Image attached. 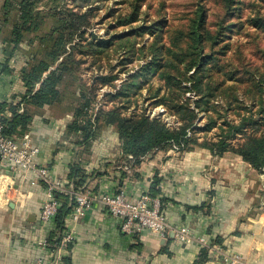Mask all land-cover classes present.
I'll return each mask as SVG.
<instances>
[{
    "label": "trees",
    "instance_id": "obj_1",
    "mask_svg": "<svg viewBox=\"0 0 264 264\" xmlns=\"http://www.w3.org/2000/svg\"><path fill=\"white\" fill-rule=\"evenodd\" d=\"M47 1L3 0L1 5V12L11 25V54L21 49L25 40L32 47L34 45L32 57L21 69L26 86L21 99L24 110L20 112L18 104H1V121L8 136H19L27 130L35 108L62 101L63 80L67 74L73 75L72 54L66 53V44L75 35L83 37V26L89 25L92 9L81 14L60 6L58 0H51L48 9L40 8ZM160 1L154 9L155 14L144 11V16L141 8L146 3L147 8H154L152 0L132 1L131 10L119 15L112 24L129 27L125 33H110L100 43L87 42L93 53L116 47L120 71L127 70V64L138 57L147 60L111 93V98L118 99V104L111 108L95 111L92 97L88 91H82L80 102L72 109L70 133L80 136L79 143L88 146L102 129L114 126L120 139V161H129V155H133L135 166L143 157L178 143L185 150L208 148L218 156L238 154L256 169L263 170L264 46L258 39L264 35V0L248 1L260 8L247 19L242 14L244 0H216L220 7L213 6V10L207 0H195L189 13L176 17L175 23L164 19L166 3ZM140 19L143 23L138 22ZM135 22L138 23L133 24ZM253 26L255 31L250 30ZM145 32L153 35L152 39L138 45L137 35ZM235 32L240 38L232 37ZM242 35L246 37L243 39ZM0 71L9 72L10 69L6 65ZM155 76L164 80L166 90L161 93V86H150L144 100L151 106L166 105L181 122L178 127L137 110L139 99L136 95ZM69 178L75 187L87 183L81 163L72 164ZM157 184L155 181L152 187L154 196ZM55 195L62 205L56 216V232L49 237L53 248L59 243L72 210L68 193L56 191ZM209 258L210 252L204 247L198 263L205 264Z\"/></svg>",
    "mask_w": 264,
    "mask_h": 264
},
{
    "label": "crops",
    "instance_id": "obj_2",
    "mask_svg": "<svg viewBox=\"0 0 264 264\" xmlns=\"http://www.w3.org/2000/svg\"><path fill=\"white\" fill-rule=\"evenodd\" d=\"M10 29L0 9V70L10 69L0 71V102L18 104L22 112L21 69L27 60L19 50L11 54ZM61 103L35 108L27 130L13 136L30 133L40 149L38 166L48 167L68 187L72 164L81 163L86 184L96 193L121 186L130 197L145 191L153 195L157 181L156 195L162 196L171 225L187 223L195 234L191 243L178 241L172 229L164 237L151 230L129 234L122 231L121 219L98 202L71 224L75 240L63 253V264H199L202 236L249 264H264V168L256 169L238 154L218 156L197 148L182 154L159 150L127 171L115 127H105L90 145H82L80 136L69 131L73 111ZM47 188L35 172L5 168L0 161V264H33L51 256L42 246L57 229L56 217L41 218ZM205 264L227 263L210 253Z\"/></svg>",
    "mask_w": 264,
    "mask_h": 264
},
{
    "label": "rangeland",
    "instance_id": "obj_3",
    "mask_svg": "<svg viewBox=\"0 0 264 264\" xmlns=\"http://www.w3.org/2000/svg\"><path fill=\"white\" fill-rule=\"evenodd\" d=\"M132 1L134 0H58L60 6H65L66 8H72L78 13L88 12L89 9H92L89 17V25L83 26V37L80 35H75L74 39L66 44V50L68 54H72V67H73V75L67 74L63 80L61 85L63 91V99L60 106L65 109H73L80 102V94L82 91H88L90 97H92V105L94 110L100 109L102 107L111 108L114 105L118 104V99L111 98V93L116 92L118 90L124 80L129 77V75L133 74L138 68H140L145 62L146 58L138 57L133 61L127 64V70L120 71V66H118V54L116 47H111L109 51L103 50L99 53H93L91 51L92 47L87 45V42L93 41L95 43H100V40L103 38H108L109 34H122L125 33L129 27L123 25L112 26L115 23L119 15L126 14L132 8ZM149 0H147L148 2ZM195 0H165L166 7L163 10V17L170 23V21H177V18L184 17L189 13V10L193 7V2ZM245 5L242 9V14L244 19H247L250 14L256 13V8H260V5H250L248 4L249 0H244ZM254 1V0H252ZM53 1L49 0L47 3L41 5L40 8L48 9ZM154 4V8H147V3L144 4L141 8L142 15L144 16V11H153L154 9L160 5V0H152ZM259 1L255 0V3ZM207 4L211 7V10L214 9L215 6H219L216 0H207ZM214 6V7H213ZM255 7V8H254ZM1 9V8H0ZM264 10V7L262 8ZM177 17V18H176ZM15 18V11H13L12 19ZM143 19V18H142ZM52 20V19H51ZM179 20V19H178ZM234 20V19H233ZM236 20V19H235ZM143 20H139V23H143ZM137 22V23H138ZM136 22L133 24H137ZM166 28V26H165ZM255 26L250 27L251 31H255ZM256 36V34H254ZM144 38L142 39V37ZM150 33L145 32L143 35H137L138 45H141L143 42L145 44L148 43L152 39ZM234 39L240 38V34L235 32L232 34ZM243 39L246 37L244 35L241 36ZM260 45L264 46V35H260L259 39ZM252 46H255L254 43H251ZM23 47L19 49L20 56L24 59L28 60L32 57L33 47L28 44L25 40L22 42ZM36 46V44H35ZM247 54L250 55V51L247 50ZM111 65H116L115 68H112ZM112 75H117L116 77L101 79V77H111ZM150 86L158 87L161 86V93H164L166 90L164 80L159 79V77L155 76L145 84V86L139 91L138 103L139 108L137 110H144L148 115H155L156 117L161 118L168 125L169 120L164 117V115L153 114L154 109H161V107L165 110L166 115L170 117V123L173 122V119L178 122L177 126L170 125L172 127H178L181 122L178 121L177 115L174 113H170L166 105H157L151 106L150 103L146 102L145 95L148 94V89ZM190 95V93H188ZM133 108H131L132 110ZM129 110V109H128ZM130 110V111H131ZM151 111V112H150ZM126 114V113H125ZM173 118V119H172ZM113 127L114 126H109ZM101 133V132H100ZM99 133V134H100ZM185 150L182 148V153Z\"/></svg>",
    "mask_w": 264,
    "mask_h": 264
},
{
    "label": "built area",
    "instance_id": "obj_4",
    "mask_svg": "<svg viewBox=\"0 0 264 264\" xmlns=\"http://www.w3.org/2000/svg\"><path fill=\"white\" fill-rule=\"evenodd\" d=\"M151 112V111H150ZM164 115L169 120L170 125L177 126L178 122L173 118L170 123L169 115L165 110L154 109L153 114ZM155 116V115H153ZM2 111L0 102V161L6 168L17 171H33L40 179L48 185V199L43 205L41 218L47 222L53 220L60 207L61 201L56 197L55 192H68L72 202V210L67 218L66 229L61 235L57 246L53 248L50 238L42 242V246L50 253V257L38 258L33 264H63V253L74 243L75 234L71 224L78 221L87 209L95 203H101L109 213L114 217L121 219L122 231L134 234L138 231L151 230L158 232L161 236H166L172 229L178 241L191 243L195 240L193 228L187 223H182L173 227L166 214L162 204V196L152 195L149 191L142 192L137 197H130L125 188L119 186L114 191L94 192L87 184L75 187L73 183L65 186V181L57 180L52 177L50 169L46 166H38L36 156L39 153V147L33 143L30 133L22 138L8 136L4 133V125L1 121ZM169 150L180 154L182 146L173 143ZM145 158V157H143ZM127 162L122 166L127 171L134 169L135 158L129 155ZM67 182V181H66ZM203 247H206L211 254H215L223 259L227 264H249L242 259V256L223 249L222 246L214 243L212 240L202 236L198 239Z\"/></svg>",
    "mask_w": 264,
    "mask_h": 264
}]
</instances>
